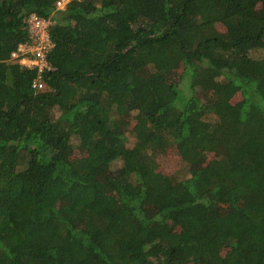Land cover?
Here are the masks:
<instances>
[{"label": "trees", "instance_id": "16d2710c", "mask_svg": "<svg viewBox=\"0 0 264 264\" xmlns=\"http://www.w3.org/2000/svg\"><path fill=\"white\" fill-rule=\"evenodd\" d=\"M56 1L0 0V264H264V0Z\"/></svg>", "mask_w": 264, "mask_h": 264}, {"label": "built area", "instance_id": "2783aa9c", "mask_svg": "<svg viewBox=\"0 0 264 264\" xmlns=\"http://www.w3.org/2000/svg\"><path fill=\"white\" fill-rule=\"evenodd\" d=\"M67 1L57 0L56 4L58 7H64ZM27 22L33 41L19 43L17 49L11 52V58L26 65H36L38 67V75L33 79L32 85L42 88L43 81L40 78V71L45 67H49L47 53L52 46V40L47 31L48 20L32 12L29 14Z\"/></svg>", "mask_w": 264, "mask_h": 264}]
</instances>
